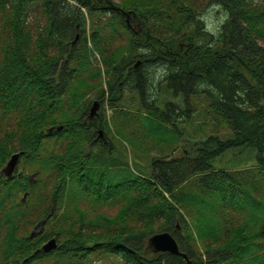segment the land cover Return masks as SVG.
Returning a JSON list of instances; mask_svg holds the SVG:
<instances>
[{"label": "trees", "instance_id": "1", "mask_svg": "<svg viewBox=\"0 0 264 264\" xmlns=\"http://www.w3.org/2000/svg\"><path fill=\"white\" fill-rule=\"evenodd\" d=\"M211 6L227 13L216 30ZM95 54L115 113L123 83L154 114L132 136L160 146L151 173L101 140L105 115L89 118ZM153 65L164 108L148 98ZM196 109L195 141L184 125ZM229 150L238 162L217 168ZM16 152L23 170L0 175V264H264V0H0V169ZM163 231L190 263L150 250Z\"/></svg>", "mask_w": 264, "mask_h": 264}, {"label": "rangeland", "instance_id": "2", "mask_svg": "<svg viewBox=\"0 0 264 264\" xmlns=\"http://www.w3.org/2000/svg\"><path fill=\"white\" fill-rule=\"evenodd\" d=\"M121 0H114L115 4H120ZM202 11V10H201ZM203 13V11H202ZM226 11L223 7H213L211 6L209 9L204 12V19L206 22V27L208 30H216L219 27L222 26L223 22L226 19ZM87 34L89 36V33L91 31L90 29V24L91 21L88 18L87 20ZM103 61V56L100 54H95L94 55V68L95 66L101 67L103 70V75L99 79V81H102L103 86L98 85L95 87L92 91L89 92L88 94V102H89V107H92L93 102L95 100H102L101 107L98 110L99 115L95 116L97 118V123H102L105 120L104 115L106 116V119L108 121L107 127L105 130L104 128H98L99 130H104V135H105V140L107 143L109 140L111 143H113L114 148L116 149L115 151L120 155L122 158L125 160L127 159L131 165H140L142 168H144L147 173L152 172V167H151V160L154 156L158 155L160 153L159 147H155L151 145L152 140L147 136V139L145 141V147H149V149H144L143 146L141 145L140 141L132 142L133 139V134L135 133V130H138L142 134L144 131L146 134H149L150 132L148 131V127L152 125V119L153 118V113L149 112V110L146 107H140L139 104H137V99H138V93L131 88L132 86H128L127 84H121L120 86L124 88L122 90L121 95H122V102H124L125 108L123 110H119L118 113H115V105H117L116 100H113L114 104L112 106V94L110 93V88L108 85L105 83V80H108L109 77L107 74H104V69L105 67L102 65ZM150 68L151 74H147V76L154 81V85L147 90L148 91V98L150 102H155L157 105L160 107L165 106V100L167 99L168 95L166 91L163 90V88L166 86L165 82H162L164 79V70L160 68L157 65H153L148 67ZM125 75L123 76V78ZM98 81V82H99ZM103 89H105V93L101 92ZM98 93H100V98L98 96ZM172 98V96H169V99ZM199 103V108L204 106V102L202 100L198 101ZM196 108V107H195ZM90 111V110H89ZM101 114V115H100ZM153 114V115H151ZM145 115H150V118H147ZM137 120L140 122V124L144 131L140 130L139 128H136L134 125V121ZM204 116L200 113L199 109H196V111L193 112L191 117L188 118L187 123L184 125L186 127V131L188 133V136L191 137L193 140H197L196 138H202L205 136L204 133L202 132H195V129L198 125V123H203L204 121ZM134 126V128H133ZM141 128V127H140ZM107 131V132H106ZM138 133V132H137ZM136 134V133H135ZM134 134V135H135ZM223 136V135H222ZM186 137V136H184ZM103 139V138H102ZM185 138L183 140L179 141V149L176 153L177 156L181 155V153L186 150V148L190 149L192 146V143L189 141H185ZM137 143V144H136ZM135 144V145H134ZM139 146V147H138ZM95 150H99L95 148ZM113 152V155H118L116 152ZM45 154V153H44ZM237 155V152L234 150H229L227 151L223 156H221L217 161H216V166L217 168H224V169H231L232 166L238 162V159L234 158ZM241 158H239L240 160ZM19 169H22V164L19 163ZM33 168L30 166L26 167L27 171H30L29 173L32 175L33 173ZM18 172V171H17ZM16 172V173H17ZM25 195V194H24ZM22 195V197L24 196ZM115 211V210H114ZM38 225V224H37ZM36 225V226H37ZM35 228L31 230L33 232L34 230L36 232H39V230L42 228L39 226L38 228ZM200 246V245H199Z\"/></svg>", "mask_w": 264, "mask_h": 264}, {"label": "water", "instance_id": "3", "mask_svg": "<svg viewBox=\"0 0 264 264\" xmlns=\"http://www.w3.org/2000/svg\"><path fill=\"white\" fill-rule=\"evenodd\" d=\"M78 38V37H77ZM140 64V61L135 66H138ZM100 108V102L99 100H95L93 102V105L90 109V118H93L98 115V110ZM53 128L49 129V132H52ZM103 135V131H100V136ZM22 157L21 152H16L11 155L7 163L0 169V175H4L7 178H12L15 176L16 172L19 168V163ZM23 174V171H19V176ZM34 175L31 176L30 179H33ZM28 193H25L23 196V201L27 199ZM47 222V219L42 220L38 223L36 228L41 226L42 230L44 229L45 223ZM35 230L32 232V235L37 234ZM148 247L153 253H159V252H168L170 254L174 255H180L187 259V261L190 263L189 256L186 252L182 251L179 245L178 240L176 237L169 231H163L159 233L153 234L149 239L147 243ZM58 247V241L56 238L49 239L43 246L42 250L44 252H51L55 250Z\"/></svg>", "mask_w": 264, "mask_h": 264}, {"label": "flooded vegetation", "instance_id": "4", "mask_svg": "<svg viewBox=\"0 0 264 264\" xmlns=\"http://www.w3.org/2000/svg\"><path fill=\"white\" fill-rule=\"evenodd\" d=\"M132 68V66H130L129 68H128V70H130ZM99 102H100V107H101V104H102V100L101 99H99ZM98 115H99V113H98ZM101 115V114H100ZM89 116H90V113H89ZM90 118V117H89ZM95 117H93V118H90V120L91 119H94ZM100 131H103V135L102 136H100ZM99 137L101 138V140H103L104 142H107L105 139V135H104V130H99ZM103 138V139H102Z\"/></svg>", "mask_w": 264, "mask_h": 264}]
</instances>
